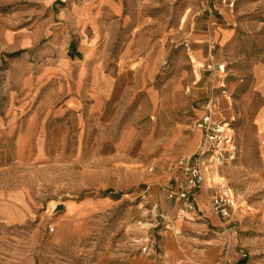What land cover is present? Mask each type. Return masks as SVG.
<instances>
[{
  "label": "rangeland",
  "instance_id": "1",
  "mask_svg": "<svg viewBox=\"0 0 264 264\" xmlns=\"http://www.w3.org/2000/svg\"><path fill=\"white\" fill-rule=\"evenodd\" d=\"M123 4L125 14L117 16L102 0H0V264H264V183L251 167L254 139L239 128L240 97L202 91L208 63L188 49L198 36L226 27L239 40L260 38L264 0ZM128 69L136 76H127ZM103 71L125 76L127 91H160L151 111L133 105L109 128L136 143L124 145L120 158L73 159V122L70 143L50 144V158L38 157L40 132L52 129L38 126L47 114L42 109L63 98L49 91L93 90ZM212 96L215 113L234 128L238 154L208 175L206 203L226 185L253 207L231 223L204 221L199 209L200 218L182 217L179 202L167 198L182 175L180 160L201 140L191 154L175 157L174 151L198 132L194 122ZM179 99L182 109L173 105ZM178 123L184 130L174 137ZM103 199L109 207L84 218L59 209Z\"/></svg>",
  "mask_w": 264,
  "mask_h": 264
},
{
  "label": "crops",
  "instance_id": "2",
  "mask_svg": "<svg viewBox=\"0 0 264 264\" xmlns=\"http://www.w3.org/2000/svg\"><path fill=\"white\" fill-rule=\"evenodd\" d=\"M102 5L103 9H107L114 15L125 14L123 0H102ZM262 28L260 38L254 41L237 39V31L232 27L215 29L208 37L200 35L193 39L190 50L197 61L213 63L215 66L213 72L209 71V76L203 77L202 91H229L235 92L237 97H240L238 101L241 116L239 128L241 134L252 135L254 139L255 163L251 164V167L257 170L258 179L264 183V23ZM86 48L88 51L91 49L90 46ZM219 65H225L224 73L218 70ZM132 70L136 69H128L125 74L136 76L137 71ZM91 76L87 70V74L83 77L84 83L88 84V81L92 79ZM95 79L99 82L93 90L84 87L82 91H49V94L62 93L63 98L42 109L47 114L42 117V121L39 120L38 126L44 129L52 127V129L48 135L41 130V135L35 144V153L38 157L42 158L41 154L52 152L50 144L62 146L70 143L67 138L73 136V133L69 131L73 122L77 127L76 151L72 156L73 159L120 158L122 156L120 154L126 153L124 145L136 143L135 137L127 139L129 134L123 131L115 133L109 128L113 127V122L123 119L124 113L128 112L133 105L137 111H151L153 102L158 96L160 97V91H127L124 83L125 76L113 77L106 71L97 73V77L93 80ZM179 93L181 95L182 92ZM141 96L145 99L138 103V98ZM173 105L182 109L183 101L179 99V102ZM196 113L200 115L203 110L197 109ZM217 114L215 113V119H220ZM177 125L174 137L183 133L184 130L183 123ZM43 135H47V140L43 138ZM200 137V132H195L184 147L176 148L174 156L191 154L201 140ZM86 147H88L87 152ZM87 153H90V156L86 155ZM47 154L50 158L51 153ZM160 180L167 182V178ZM207 191L200 192L197 206L200 212L202 211L203 220L209 222L208 216L212 221L217 220L213 217L218 216L206 203ZM104 200L100 202L95 200L92 203L87 200L68 202L63 209L68 216L78 215L84 218L93 210L109 207L110 203Z\"/></svg>",
  "mask_w": 264,
  "mask_h": 264
},
{
  "label": "built area",
  "instance_id": "3",
  "mask_svg": "<svg viewBox=\"0 0 264 264\" xmlns=\"http://www.w3.org/2000/svg\"><path fill=\"white\" fill-rule=\"evenodd\" d=\"M190 49V48H188ZM207 70L213 72V63L207 65ZM218 70L225 72V65H219ZM216 100L214 96L208 98L205 113L194 122V129L201 134V144L197 151L188 158H182V175L177 181L175 189L168 191L167 198L179 202V215L189 219L198 216V195L206 187L209 174L217 171L226 164L233 162L238 154L234 128L230 122L215 119ZM215 188L209 205L214 214L224 221L232 222L234 215L239 212L249 213L253 207L248 202H241L233 190L226 185ZM54 231V226L50 227ZM247 256L242 254V258ZM227 261L226 264H229Z\"/></svg>",
  "mask_w": 264,
  "mask_h": 264
},
{
  "label": "water",
  "instance_id": "4",
  "mask_svg": "<svg viewBox=\"0 0 264 264\" xmlns=\"http://www.w3.org/2000/svg\"><path fill=\"white\" fill-rule=\"evenodd\" d=\"M59 209H63V206H62V205H60V206H59Z\"/></svg>",
  "mask_w": 264,
  "mask_h": 264
},
{
  "label": "bare ground",
  "instance_id": "5",
  "mask_svg": "<svg viewBox=\"0 0 264 264\" xmlns=\"http://www.w3.org/2000/svg\"><path fill=\"white\" fill-rule=\"evenodd\" d=\"M64 206V205H63Z\"/></svg>",
  "mask_w": 264,
  "mask_h": 264
}]
</instances>
